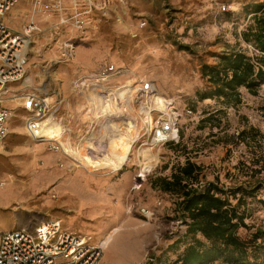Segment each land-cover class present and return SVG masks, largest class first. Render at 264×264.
I'll return each mask as SVG.
<instances>
[{
    "label": "rangeland",
    "instance_id": "1",
    "mask_svg": "<svg viewBox=\"0 0 264 264\" xmlns=\"http://www.w3.org/2000/svg\"><path fill=\"white\" fill-rule=\"evenodd\" d=\"M23 1L31 11L28 22L41 16L46 23L36 22L40 30L31 44L30 80L18 85V91L34 89L54 100L61 97L56 123L71 131L62 141L97 163L114 151L108 138L118 135L120 123V141L130 145L126 161L131 159L119 169L86 167L77 157L50 151L28 135L27 112L9 102L14 110L10 135L0 143V236L59 220L65 229L87 235L98 245L121 227L97 264H175L191 239L185 237L186 226L179 218L178 197L154 183L170 177L174 167L189 158L203 168L200 185L218 181L226 190L255 189L241 212L254 230L264 229V84L257 95L242 88L243 103L238 106L201 100L199 94L211 88L202 72L205 64L216 65L219 56L237 50L258 55L244 32L254 24V5H264V0H60L67 24L58 30L52 24L62 12L34 13L32 0L19 3ZM103 63L124 70L112 82L121 99L114 110L108 109L113 103L106 94L75 85ZM149 81L163 103L177 97V106L197 113L194 120L182 119L181 146L151 147L146 137L136 140L131 122L140 121L141 102L124 106V92L128 89L124 104L130 103L131 93L122 86L141 87ZM93 92L108 107L99 104L100 112L96 105L90 107ZM143 209L150 210L149 217Z\"/></svg>",
    "mask_w": 264,
    "mask_h": 264
},
{
    "label": "built area",
    "instance_id": "2",
    "mask_svg": "<svg viewBox=\"0 0 264 264\" xmlns=\"http://www.w3.org/2000/svg\"><path fill=\"white\" fill-rule=\"evenodd\" d=\"M19 2L20 0H0V143L9 137L14 116V110L8 103L21 101L22 108L27 112L25 123L28 135L34 141L46 144L50 151L62 152L71 157L62 141V137L71 132L68 127L64 126L63 134L55 139L47 137L44 132L45 122L51 116L55 122L58 121L57 117L63 104L61 97L54 100L48 93L34 89L20 93L10 91L12 85L24 84L30 80L28 66L31 44L34 34L40 30L34 19L25 23L22 30H16L6 22L8 13ZM32 4L34 13L51 15L62 12L58 23L53 26L54 29L58 30L67 24L64 6L60 0H32ZM76 20L81 23V19ZM70 46L71 44H68L67 48ZM67 53L71 55L70 51ZM122 73L124 70H116L108 63H103L97 73L77 79L75 85L78 89L87 86L86 90L93 89L108 96L109 93L119 91L112 82L119 79ZM122 87L129 88V104L132 101L141 102L140 121L136 124L133 122L137 131V142L141 137H146L145 144L151 147L179 143L182 119L197 118V113L191 107L183 110L177 106L181 101L177 97L173 98L172 102L157 104L154 97L160 93L152 81L144 83L141 87ZM123 102L126 103V100ZM142 213L149 217L150 210L143 209ZM104 251V247L101 244L96 245L91 237L65 229L59 220L41 222L33 229L7 231L0 236V264H97Z\"/></svg>",
    "mask_w": 264,
    "mask_h": 264
},
{
    "label": "trees",
    "instance_id": "3",
    "mask_svg": "<svg viewBox=\"0 0 264 264\" xmlns=\"http://www.w3.org/2000/svg\"><path fill=\"white\" fill-rule=\"evenodd\" d=\"M254 7V24L244 32V38L258 55L253 57L237 50L219 56L216 65L205 64L202 72L211 88L199 92L201 100L238 106L243 103L242 88L253 95L259 93L264 84V5ZM182 142L183 139L176 145L181 146ZM202 172V166L189 158L174 167L170 177H161L154 183L178 197L179 218L186 226L185 237L191 239L175 264H213L220 260L251 264L260 259L264 264V229L254 230L241 212L246 197L255 196V189L240 186L226 190L218 181H208L201 187Z\"/></svg>",
    "mask_w": 264,
    "mask_h": 264
},
{
    "label": "bare ground",
    "instance_id": "4",
    "mask_svg": "<svg viewBox=\"0 0 264 264\" xmlns=\"http://www.w3.org/2000/svg\"><path fill=\"white\" fill-rule=\"evenodd\" d=\"M124 93L127 95V92H124ZM91 95L93 96V98L90 100V102H91L92 105H96L97 112H100L102 110V107L99 104L105 105V106L108 107V104H105L104 102H102V101H105V100H102L99 95L95 94L94 92L91 93V94H89L90 97H91ZM108 96L110 97V102L113 103L112 106L110 105L111 107H109L108 109L114 110V108H116L115 106L117 105V102L119 103V100H121V99H117V97H116L117 94L116 93H109ZM126 98H127V96L125 98H123L122 101H125ZM154 100L156 101L157 104L158 103L160 105L163 104V97H162L161 94H158V96H155L154 97ZM123 105L124 106H126V105H129L130 106L131 104H129V103L128 104H124L123 103ZM131 123H132L133 130H135V133H136L134 135L137 138V131H136L135 124H133V122H131ZM45 125H46V128H45L44 132L46 133L45 135L47 137H50L52 139H55V138L60 137L63 134V127L60 126L58 123H56L53 120V117L52 116L45 122ZM118 127H119V131L117 133L118 135L115 136V137H112V138H108L110 140V142H111V145H112V148L114 149V151H112L110 154H108V157L109 158L108 159H105V162L104 163H102V162L97 163L90 156H88V155H81V154H79V152H77L72 147L68 148L67 146H65L66 147V150L71 155L72 158H76L77 157V161H79L82 165H84L86 167H89V165L95 167V166H97V164H99V165H102L103 164V166L112 165V166H114L113 168L119 169L120 167H122L123 165H126L130 161L131 155H130L129 159L126 161L127 155H128V152H129L130 145L124 144V143H122L120 141V138H121L120 123L118 124ZM126 133H128V132L126 131ZM126 133L123 132V134H126ZM129 139H130V137H129ZM133 145H135V142L133 143ZM119 151L122 153V156L121 157L119 156L120 155L119 154ZM119 158H120V160H119ZM143 174H140V177H143ZM123 226H125V225H123ZM121 230H122L121 227L120 228H116V229L114 228V230L106 236V239L102 243H99V244H101L104 247V249H105V247H107L112 242L113 237H114V234L119 233Z\"/></svg>",
    "mask_w": 264,
    "mask_h": 264
},
{
    "label": "crops",
    "instance_id": "5",
    "mask_svg": "<svg viewBox=\"0 0 264 264\" xmlns=\"http://www.w3.org/2000/svg\"><path fill=\"white\" fill-rule=\"evenodd\" d=\"M29 3L26 1H23V3H19L17 4L7 15L6 18V22L13 27L16 30H22L23 26L25 23L28 22L29 18L31 17L30 13L31 11L29 10ZM36 22H38V24L44 22V18L41 16H37L36 18ZM59 21V16L55 17V22L52 24H56ZM46 23V21H45ZM20 84H14L10 87V91L12 93L17 92L19 90V86ZM19 92V91H18ZM23 92V91H21ZM11 93V94H12ZM20 93V92H19ZM17 102V101H16ZM16 105H19L22 107V102L18 101L17 104L13 103ZM74 109V108H73ZM76 111V110H75Z\"/></svg>",
    "mask_w": 264,
    "mask_h": 264
}]
</instances>
